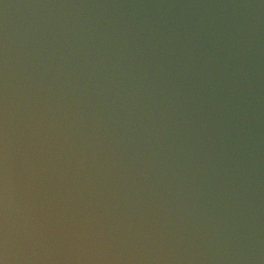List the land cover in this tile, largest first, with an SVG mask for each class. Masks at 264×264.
<instances>
[{"label": "water", "instance_id": "obj_1", "mask_svg": "<svg viewBox=\"0 0 264 264\" xmlns=\"http://www.w3.org/2000/svg\"><path fill=\"white\" fill-rule=\"evenodd\" d=\"M0 264H264V0H0Z\"/></svg>", "mask_w": 264, "mask_h": 264}]
</instances>
